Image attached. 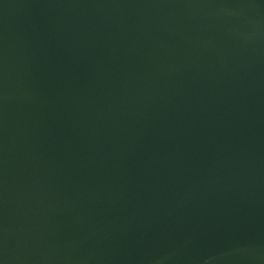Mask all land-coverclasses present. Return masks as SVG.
<instances>
[{
  "label": "water",
  "instance_id": "1",
  "mask_svg": "<svg viewBox=\"0 0 264 264\" xmlns=\"http://www.w3.org/2000/svg\"><path fill=\"white\" fill-rule=\"evenodd\" d=\"M0 264H264V0H0Z\"/></svg>",
  "mask_w": 264,
  "mask_h": 264
}]
</instances>
